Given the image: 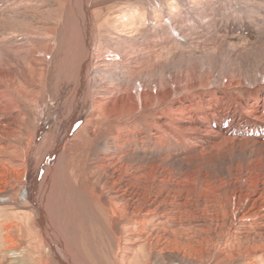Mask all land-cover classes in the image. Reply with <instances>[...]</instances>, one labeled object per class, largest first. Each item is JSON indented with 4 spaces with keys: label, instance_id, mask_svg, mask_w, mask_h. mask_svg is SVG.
I'll use <instances>...</instances> for the list:
<instances>
[{
    "label": "bare ground",
    "instance_id": "6f19581e",
    "mask_svg": "<svg viewBox=\"0 0 264 264\" xmlns=\"http://www.w3.org/2000/svg\"><path fill=\"white\" fill-rule=\"evenodd\" d=\"M124 1L0 0V264H264V44L159 63Z\"/></svg>",
    "mask_w": 264,
    "mask_h": 264
},
{
    "label": "rangeland",
    "instance_id": "374dc122",
    "mask_svg": "<svg viewBox=\"0 0 264 264\" xmlns=\"http://www.w3.org/2000/svg\"><path fill=\"white\" fill-rule=\"evenodd\" d=\"M126 1H124L125 4L128 5L130 4L133 6L136 5L142 6L146 8V10H148L150 13H152L151 15H153V17H150L148 19V23L151 24L150 30L148 32V34H151V36H149L148 38L149 44L151 46L162 45L163 46L162 51L164 50L165 52H167L165 54L164 52L161 51L160 56L164 58H159L160 57L159 56L158 57L159 59H157L159 63L160 62L165 63V61L171 62V60L180 59V58L191 59V57L192 58L205 57V59H212L215 58L217 55H224L227 52H231L236 56L242 55L241 61H239V63L237 64V67L241 69L242 73L245 75L247 74L248 76L251 77L252 75L254 76L253 73L258 64L257 60L259 56L251 53V51L253 50L255 51L258 47L264 44V27H263L264 9L254 4L255 1L257 0H246V1L245 0H197V1L196 0H187V1L186 0H161V1L160 0H156V1L126 0ZM157 14L160 15V17ZM154 18H158V20L160 19L159 20L160 26L158 25L157 22H155ZM187 18H191V19H187ZM226 18L229 19H227L226 21ZM248 19L249 22L247 23ZM220 20L223 22H221ZM227 22L231 23L232 25L228 24ZM219 23H221V27ZM217 26H219L220 28ZM232 28L235 29V30L233 29V32L231 31ZM226 36L229 37V40L228 37ZM226 44L228 45L230 44V45L228 46ZM148 50L151 51V48H148ZM232 63H233L232 61L231 62L226 61L225 56H222V58L215 60V64H218V66L220 67V69H218L220 71L219 73L225 71V68L223 67H226V65L228 64L232 65ZM67 91H65V93L61 97L58 103L59 107L54 104V101L52 99H49L45 107L46 108L45 114L42 120L43 134H46L47 132L52 130L57 122H60L63 119H65L66 110L64 111V108L62 107L61 103L64 99V96L67 94ZM89 110L90 109L83 110L81 112L80 115L81 117L79 118L80 122L78 126L84 121L86 116L89 114ZM35 168H36V160L31 159L29 161V171L26 177L27 183H25V186H27L29 180H31Z\"/></svg>",
    "mask_w": 264,
    "mask_h": 264
}]
</instances>
